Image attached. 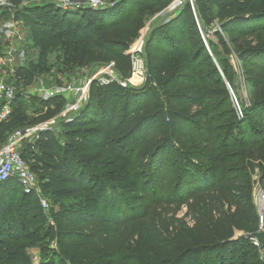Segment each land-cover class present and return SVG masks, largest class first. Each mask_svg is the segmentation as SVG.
I'll use <instances>...</instances> for the list:
<instances>
[{
    "label": "trees",
    "instance_id": "1",
    "mask_svg": "<svg viewBox=\"0 0 264 264\" xmlns=\"http://www.w3.org/2000/svg\"><path fill=\"white\" fill-rule=\"evenodd\" d=\"M171 1L0 8V19L29 25L39 47L14 78L27 86L37 74L112 62L125 78V51L145 18ZM194 7L186 2L148 33L143 87L93 80L88 100L61 120L62 142L52 129L22 142V157L59 209L52 225L35 212V193L16 178L0 182V264H37L30 252L37 246L38 264H264L253 243L252 182L256 167L264 179V0H196ZM214 22L216 45L200 27ZM239 81L247 96L236 104L230 87ZM23 96L16 92L10 122H0V148L36 124L44 107L52 116L66 100L40 99L30 115ZM90 144L98 149L92 155Z\"/></svg>",
    "mask_w": 264,
    "mask_h": 264
},
{
    "label": "rangeland",
    "instance_id": "2",
    "mask_svg": "<svg viewBox=\"0 0 264 264\" xmlns=\"http://www.w3.org/2000/svg\"><path fill=\"white\" fill-rule=\"evenodd\" d=\"M81 3H86L89 0H79ZM103 2L106 3V6H113L114 2H116L117 0L113 1V0H102ZM173 2V0L165 7V9H161L158 12H156L153 16L151 17H147L145 18V25L143 26V28L141 29L139 36L134 39V41L132 42V44L129 46V48L125 51V54L129 55L130 60H131V70L130 72L127 74V76H125V78H123L121 76V74L119 73V71L115 68V62H112L108 65L112 66L113 69V74L115 75L116 78V82L121 84L122 86L126 87V86H132L134 88H141L145 85L146 81H147V73H146V64H145V54H143V50H144V46H145V41L146 38L148 36V33L151 31V29L154 27V25L157 22L162 21L164 18H166L167 16H171L174 13H176L178 11L179 8H181L186 2V1L181 7H179L178 9H175V11L169 12L167 13L168 15L162 16V14L164 13V11H166L167 7H169V5ZM8 6L4 7V8H8L9 11H12L16 8H26V7H34L37 6L39 4L45 5V4H53L54 6L56 5L54 0H7ZM151 2H149L148 4H150ZM57 6V5H56ZM148 6V5H147ZM11 12V13H12ZM14 16L13 15H9L5 18L0 19V24L4 21H10L13 20ZM158 20V21H157ZM15 21V20H14ZM16 22V28H15V33H16V37L14 40V43L16 44V41H18V47H21L23 50H25L26 52V58L23 61H20L18 59H16V61L14 63H10L8 61V57L5 56L6 53V47H7V42L8 40H6L4 38V36L0 33V81H3L5 84H9V85H13L15 87L16 92L23 94V98L21 99V104L24 106H27L29 109V113L30 115L32 114L33 110L35 109H41L42 105H39L40 99H42V91L39 89H41L42 87H53L56 85H62V84H67L73 81H81L84 82L92 77L95 78V80L100 81V79H102L104 76L107 77V74H102V71L105 69V67H107L108 65H102L100 67H98L97 69L94 68H89V69H85V70H77L75 69V71L70 72L69 74H56V73H51L52 75H46V74H41V75H35L33 80L27 85L24 86L21 82V80L14 78L15 76V70L18 66L20 65H27L29 61H36L39 55V47L36 46L34 44V42L31 39V32H30V26L27 25L22 19H19ZM199 22V21H198ZM200 25V24H199ZM202 28V33L204 35V37L209 38L213 41L214 45L217 44V39L215 38V36L213 35L214 31L216 29H220L219 28V23L218 22H214L213 24L209 25V26H201ZM206 45L208 46L207 42ZM209 47V46H208ZM53 59V55L50 57V60L52 61ZM232 63L237 66V61L232 57L231 59ZM142 66L140 69H137L136 66L139 64ZM96 68V67H95ZM55 75L58 78H61L60 82H56L54 79ZM115 81V80H113ZM113 81H109V82H113ZM108 82V83H109ZM91 87V85H90ZM90 87L88 88L87 91V96H85V100L83 99L82 102L83 104L88 100L89 98V93H90ZM230 92H232V96L233 98H235L234 100L237 101L236 98H238L240 101L245 98L246 95V91L244 89V87H242L241 82L239 81L235 90H233L230 87ZM236 96H235V94ZM87 97V98H86ZM72 101H77L78 98L76 99V97L72 96L71 97ZM239 103L238 101L236 102V104ZM58 104V103H57ZM82 104V105H83ZM55 103H53V105L51 106V109H55ZM123 108V102H121L119 104L118 109L121 110ZM47 107H44V111L37 113L36 116V124L42 123V122H51L53 131L55 132V137L59 140V141H63L64 137L62 135V129H63V125H62V119H64L63 117H60V112H57L54 115H49L46 113L47 111ZM9 117L7 120H5L7 123H9ZM34 124V125H36ZM33 125V126H34ZM97 143H101L100 140L97 141ZM89 153L92 155L93 153L97 152L98 149L95 147H93L92 144L89 145ZM104 152L101 153V155H103ZM31 163V162H30ZM37 173V172H36ZM37 186L39 188V191L36 192V197L38 198V208L35 209V212L40 213V214H44L46 217V221L49 222L50 224H54V219H53V214L59 209V202L55 201L54 199H52L48 193V191H46L45 189H43L42 185H41V178L39 176V174L37 173ZM263 180L261 178V172H260V168L256 167L253 175H252V182L254 184V190H253V194H254V202L256 205V209H257V204H256V194L257 191L259 190V188L262 186ZM41 200H45L47 202V207L45 208L42 204H41ZM125 204L126 201H125ZM240 234V233H239ZM54 244L52 243L51 246H53ZM30 252L32 253L33 257H34V261L35 263H39V259H40V247H34L32 249H30ZM264 258V257H263Z\"/></svg>",
    "mask_w": 264,
    "mask_h": 264
},
{
    "label": "built area",
    "instance_id": "3",
    "mask_svg": "<svg viewBox=\"0 0 264 264\" xmlns=\"http://www.w3.org/2000/svg\"><path fill=\"white\" fill-rule=\"evenodd\" d=\"M56 5L62 9L90 7V8H104L106 3L102 0H89L85 4L79 0H54ZM186 1L190 3L194 9L196 0H173V2L167 7L164 13L175 11L181 7ZM8 6L7 0H0V8ZM16 22L14 20L4 21L0 24V33L4 36L7 42L5 56L8 57L10 63H14L16 59L23 61L26 58V52L21 47H18V41L16 44L14 40L16 37L15 28ZM142 66L139 64L136 66L140 69ZM102 74H107V77L100 79L101 84L108 83L109 81H117L113 74L111 65L105 67ZM94 77L81 82L73 81L67 84L56 85L53 87H45L39 89L42 91V99L48 100L56 96H64L65 104L60 112V117L68 120L73 114L79 111L85 96H87L88 88L90 87ZM16 90L13 85L5 84L0 81V122L8 119L12 113V101L15 98ZM74 96L77 101H72L71 97ZM87 98V97H86ZM46 129H52L51 122H42L34 126L24 128L16 131L9 140L0 148V182L6 181L10 178H16L22 186L25 193H35L39 191L37 186V175L31 170L27 161L21 155V144L24 140L34 141L39 136V132ZM257 213L259 218L257 232L264 231V180L262 186L259 188L256 194ZM41 204L46 208L47 202L41 200ZM253 243L258 247L259 252L264 257V245L261 244L256 236L253 238Z\"/></svg>",
    "mask_w": 264,
    "mask_h": 264
},
{
    "label": "water",
    "instance_id": "4",
    "mask_svg": "<svg viewBox=\"0 0 264 264\" xmlns=\"http://www.w3.org/2000/svg\"><path fill=\"white\" fill-rule=\"evenodd\" d=\"M107 6H105L104 8H106ZM256 238L257 240L264 245V231L261 232H257L256 233Z\"/></svg>",
    "mask_w": 264,
    "mask_h": 264
}]
</instances>
